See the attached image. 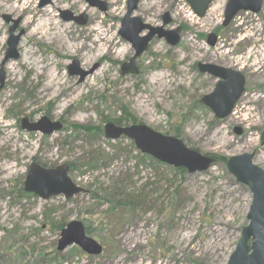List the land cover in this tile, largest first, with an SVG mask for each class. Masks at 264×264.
<instances>
[{
  "label": "rangeland",
  "instance_id": "rangeland-1",
  "mask_svg": "<svg viewBox=\"0 0 264 264\" xmlns=\"http://www.w3.org/2000/svg\"><path fill=\"white\" fill-rule=\"evenodd\" d=\"M99 1L106 3V12L85 0H53L44 8L54 22L70 28L67 35L82 48L73 54L65 48L60 52L56 42L31 35L25 27L31 16L19 10L29 3L27 13L41 14L40 0H0V69L14 23V35L22 34L19 59L4 65L0 85L1 96L8 97L0 108V264H227L249 225L253 199L249 188L229 173L227 161L257 151L254 164L264 171V0L259 14L240 13L227 28L222 24L228 0H215L204 18L194 14L187 0H141L134 16L161 27L169 14L172 23L165 30L182 28L181 41L170 47L155 38L135 61L137 74L126 75L122 67L135 54L119 35L128 0ZM63 11L86 15V25L63 21ZM95 25L102 38L113 41L94 37ZM210 34L219 38L214 48L207 44ZM27 44L39 63L33 71L22 66ZM75 61L78 75L70 76ZM200 63L233 69L246 79L245 94L223 121L201 104L217 81L198 71ZM12 66L16 84L9 82ZM90 71L81 82V73ZM57 74L61 90L42 99L49 78ZM44 118L60 122L62 131L45 136L22 129L23 120L35 124ZM121 118L120 127L145 125L220 160L195 174L157 165L125 137L105 139V125ZM235 128L244 134L238 137ZM33 162L46 168L74 165L71 180L89 193L68 201L25 194ZM143 189L145 204L137 201L135 207L109 213ZM73 221L82 222L103 247L100 257L87 256L77 246L58 253V227Z\"/></svg>",
  "mask_w": 264,
  "mask_h": 264
},
{
  "label": "water",
  "instance_id": "water-1",
  "mask_svg": "<svg viewBox=\"0 0 264 264\" xmlns=\"http://www.w3.org/2000/svg\"><path fill=\"white\" fill-rule=\"evenodd\" d=\"M53 0H40V8L52 4ZM92 8L106 12L107 5L99 0H85ZM141 0H128L127 13L121 22L119 35L134 49V56L122 67V75L137 74L135 61L148 51L152 41L165 40L170 47H176L180 42L181 28L166 31L165 28L172 23L169 14L163 17L161 27H152L145 24L140 18L133 16L138 10ZM192 10L197 17L206 15L211 0H189ZM262 8V0H229L225 11L224 27H227L240 12L258 14ZM60 17L67 23L74 22L79 26L87 23L86 15L76 17L68 11L60 12ZM6 23H10V17H4ZM18 23L10 29L8 51L0 69V85L4 86L3 67L9 60L19 59L18 45L22 36H15L14 32ZM146 33V35H143ZM217 37L209 35L208 45L215 47ZM199 72L203 75H211L220 82L214 91L203 97L202 103L214 115L216 120L223 121L230 117L236 103L245 92V77L238 72L224 69L215 65H198ZM78 63L69 67L70 76L78 75ZM93 73H81V82ZM22 129L28 133H41L51 136L60 132L63 125L60 122L51 123L46 118L38 123L27 124L22 121ZM234 133L240 137L242 131L235 128ZM105 139L118 141L122 137L131 140L137 151L142 155L150 156L163 165L175 169H185L189 174L202 173L216 164V160L209 156H203L195 150H191L177 138L167 137L157 133L145 125H132L120 127L114 123H108L104 127ZM264 145V131L261 136ZM227 169L237 183L249 188L253 195L252 204L248 214L249 225L243 229L235 251L230 256L227 264H264V171L254 165V154H245L232 157L227 161ZM70 168L67 164L55 168H46L35 162L31 163L23 191L43 201L53 197L63 196L65 200H71L79 195H87L89 192L73 183L70 176ZM77 246L84 254L90 257H99L103 254V247L86 234L85 226L80 221L69 223L60 234L57 251L65 252L68 248Z\"/></svg>",
  "mask_w": 264,
  "mask_h": 264
},
{
  "label": "bare ground",
  "instance_id": "bare-ground-1",
  "mask_svg": "<svg viewBox=\"0 0 264 264\" xmlns=\"http://www.w3.org/2000/svg\"><path fill=\"white\" fill-rule=\"evenodd\" d=\"M18 4V3H17ZM222 4V3H221ZM25 5V4H24ZM30 8V4L28 3L25 8L22 10H19V12L23 13L25 16H31L28 18H25L24 24L25 27L28 30H31V35H40L44 40L56 42L59 45L60 52L61 48H65L68 52H74L75 54L76 50L78 51L82 49L78 45H74L77 43L76 40L69 38V35H67L68 31H71L70 28H63L59 23L54 22L53 17L49 12H45L46 9H43V12L41 14L37 13L34 16V13H27ZM19 8H17L18 10ZM74 23V22H73ZM94 34L98 40L101 42H104L105 39L109 41H113L112 37H106L102 38V30L98 28V26H94L93 28ZM45 32V33H42ZM53 33V35L50 37L49 34ZM80 48V49H79ZM37 61L35 53L31 50V48L27 44V48L25 50L24 58L22 61V66L27 67L29 71H33L35 69V66H38L39 63ZM76 62V61H75ZM78 63V62H76ZM33 66V67H31ZM15 66L11 67V73L9 75V82L11 84H16L17 82V74L15 73ZM93 74V73H91ZM89 74V75H91ZM38 77H42L43 73H37ZM63 86L62 81L59 78V75L57 74L53 80L49 78V83L45 87V89L42 91V99H47L50 96V92L53 94H56L58 91L61 90ZM8 101L7 96H1L0 94V108ZM229 222H226L225 225H227ZM218 233H220L222 230H219V227L215 229Z\"/></svg>",
  "mask_w": 264,
  "mask_h": 264
},
{
  "label": "trees",
  "instance_id": "trees-1",
  "mask_svg": "<svg viewBox=\"0 0 264 264\" xmlns=\"http://www.w3.org/2000/svg\"><path fill=\"white\" fill-rule=\"evenodd\" d=\"M113 123H114V122H113ZM115 124H116L117 126H120V125L122 124V118H121L120 121H116ZM145 158H146V157H145ZM214 158L216 159V161H219V160H220V159H218L217 157H214ZM149 159L151 160V158H149ZM154 163L157 164V165H161V163L158 162V161H155ZM68 166H69L71 172H73V171L75 170V169H74V165H72V164H68ZM44 167H45V166H44ZM180 172H181V173H184L185 171H184V170H181ZM162 178H163V177H162ZM153 185H154V184H153ZM23 195H24V194H23ZM27 195H28V194H27ZM174 195H177V192L174 193ZM113 196H115V194H114ZM131 197H132V201H127L126 199H124V201H119V202H117V203H116V206H114L113 208H111V209L109 210V213L114 214L115 210H117V209H121V210L127 209V206H128V207H135V203H136L137 201H139V204H141V202H142L143 204H145V202L147 201V195L144 194V189H143V191H141L140 194H138L137 196H131ZM66 225H67V224H66ZM66 225L63 224V225H61V226L58 227L60 233H61V231L66 227ZM85 229H86V233L88 234V231H87V228H86V227H85Z\"/></svg>",
  "mask_w": 264,
  "mask_h": 264
},
{
  "label": "flooded vegetation",
  "instance_id": "flooded-vegetation-1",
  "mask_svg": "<svg viewBox=\"0 0 264 264\" xmlns=\"http://www.w3.org/2000/svg\"><path fill=\"white\" fill-rule=\"evenodd\" d=\"M188 1H189V0H187V4L190 6V4L188 3ZM214 1H215V0H211V3H210V5H209V7H208V10H207L206 14L208 13V11H209V9H210V7H211V5L213 4ZM262 2H263V0H262ZM140 3H141V2H140ZM228 3H229V0L227 1V5H228ZM139 5H140V4H139ZM138 7H139V6H138ZM226 7H227V6H226ZM190 8H191V6H190ZM261 9H262V8H261ZM191 10H192V8H191ZM137 11H138V10H137ZM137 11H136V12H137ZM192 11H193V10H192ZM225 11H226V9H225ZM136 12H135V13H136ZM193 12H194V11H193ZM126 13H127V12H126ZM135 13H134V14H135ZM240 13H250V12H240ZM240 13H239V14H240ZM259 13H260V12H259ZM259 13H258V14H259ZM194 14H195V13H194ZM239 14H238V15H239ZM250 14H251V13H250ZM195 15H196V14H195ZM238 15H237V16H238ZM133 16H134V15H133ZM205 16H206V15H205ZM205 16H204V17H205ZM237 16H236V17H237ZM163 17H164V16H163ZM204 17H203V18H204ZM236 17H235V18H236ZM198 18H199V17H198ZM235 18H234V20H235ZM162 19H163V18H162ZM224 20H225V13H224ZM234 20H233V21H234ZM233 21H232V22H233ZM232 22H231V23H232ZM231 23H230V24H231ZM230 24H229L227 27H229ZM222 27H223V28H227V27H224V21H223ZM181 32H182V28H181ZM210 35H211V34H210ZM212 35H215V36L217 37V42H216V45H217V44H218V40H219V38H218V36H217L216 34H212ZM208 39H209V35L207 36V44H208ZM180 41H181V33H180ZM152 42H153V41H152ZM179 43H180V42H179ZM209 47H210V46H209ZM215 47H216V46H215ZM210 48H214V47H210ZM200 64H204V63H200ZM198 65H199V64H197V69H198V71H199ZM204 65H211V64H204ZM215 66H216V65H215ZM218 67H220V66H218ZM221 68H224V67H221ZM224 69H228V70H232L233 72H237V71H235V70H233V69H230V68H224ZM238 73H240V72H238ZM206 75L209 76V77H211V78H213L215 81H217L216 85L218 84V82H220L218 79H215L213 76L208 75V74H206ZM242 75H243V74H242ZM243 76H244V75H243ZM245 80H246V79H245ZM216 85H215V87H216ZM215 87H214V89H215ZM245 87H246V84H245ZM213 91H214V90H213ZM245 91H246V90H245ZM244 94H245V92H244ZM244 94H243V95H244ZM243 95H242V96H243ZM204 97H205V96H204ZM241 98H242V97H241ZM202 99H203V98H202ZM239 101H240V100H239ZM239 101H238V102H239ZM238 102L236 103L235 108H236ZM201 104L203 105L202 100H201ZM203 106H204V105H203ZM204 107L207 108L206 106H204ZM235 108H234V110H235ZM210 112H211V111H210ZM233 112H234V111H233ZM211 113H212V112H211ZM232 114H233V113H232ZM214 118H215V117H214ZM228 118H229V117H228ZM240 129H241V131H242V135H243V134H244V129H242V128H240ZM234 130H235V129H234ZM263 131H264V127H263ZM263 131H262V134H263ZM262 134H261V136H262ZM242 135H241V136H242ZM241 136H240V137H241ZM260 148H264V145H262V141H261V144H260ZM253 154H254V160H255L256 155H257V151L253 152Z\"/></svg>",
  "mask_w": 264,
  "mask_h": 264
}]
</instances>
